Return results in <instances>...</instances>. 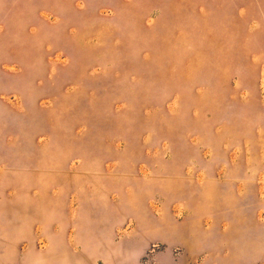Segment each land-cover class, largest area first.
I'll use <instances>...</instances> for the list:
<instances>
[{
	"label": "rangeland",
	"instance_id": "obj_1",
	"mask_svg": "<svg viewBox=\"0 0 264 264\" xmlns=\"http://www.w3.org/2000/svg\"><path fill=\"white\" fill-rule=\"evenodd\" d=\"M0 264H264V0H0Z\"/></svg>",
	"mask_w": 264,
	"mask_h": 264
}]
</instances>
